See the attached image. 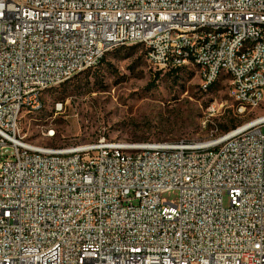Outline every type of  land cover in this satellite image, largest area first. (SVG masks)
Instances as JSON below:
<instances>
[{"label": "built area", "instance_id": "2783aa9c", "mask_svg": "<svg viewBox=\"0 0 264 264\" xmlns=\"http://www.w3.org/2000/svg\"><path fill=\"white\" fill-rule=\"evenodd\" d=\"M260 19L264 0H0V264H264V114L209 140L103 135L36 149L21 130L23 115L41 109L38 88L129 41L160 71L202 63V87L232 70L234 108L250 99L257 110ZM211 23L226 32H196ZM244 34L252 62L233 65ZM171 190L176 203L163 200Z\"/></svg>", "mask_w": 264, "mask_h": 264}, {"label": "rangeland", "instance_id": "374dc122", "mask_svg": "<svg viewBox=\"0 0 264 264\" xmlns=\"http://www.w3.org/2000/svg\"><path fill=\"white\" fill-rule=\"evenodd\" d=\"M228 77L222 75L204 91L196 64L160 71L149 62L145 45H123L110 50L96 67L46 90L42 108L21 118L22 134L55 147L89 143L103 135L138 142L208 139L233 129V122L239 125L264 114V104L246 116L237 112ZM48 127L54 128L55 137L43 136ZM163 200L176 203L178 192H165Z\"/></svg>", "mask_w": 264, "mask_h": 264}, {"label": "bare ground", "instance_id": "6f19581e", "mask_svg": "<svg viewBox=\"0 0 264 264\" xmlns=\"http://www.w3.org/2000/svg\"><path fill=\"white\" fill-rule=\"evenodd\" d=\"M260 26H264V19H260ZM196 32H203L204 35H217L221 33L226 32V24L223 23H211V24H200L196 25ZM137 44V41H129L127 45H134ZM125 44H115V45H109V48H107V53L117 47L123 46ZM252 49V42H251V34H244L241 39H238L237 42H233V54H232V63L233 65H240V62H252V55H246L249 53V50ZM152 64V61H149ZM262 63H264V50H262ZM199 68L200 71L202 70V63H194ZM204 72H213V63L212 62H204ZM223 75V71H216L215 72V81H209L207 84L203 85V89L208 90L216 82L221 78ZM225 75L229 76V79H232V70H225ZM70 79H66L68 81ZM64 83V82H63ZM62 83H59L60 85ZM58 85H45L43 88H38V95H41V108L43 106V95L44 92L50 88H53ZM235 91V84H228V92ZM242 106H248L247 109H239L236 108L237 112L240 113L243 116H246L247 114H250L252 111L256 110L255 106H250V99H242ZM264 117V115H262ZM255 119V118H254ZM253 120V119H252ZM43 136L47 138H53L56 135L51 133H44ZM215 139V136H212L208 139ZM123 143H130V144H141V142L138 141H125L120 140ZM158 142V141H154ZM165 142H177V141H165ZM32 144L36 149H43V146H47L46 144H41L32 141ZM133 163H141V156H133Z\"/></svg>", "mask_w": 264, "mask_h": 264}, {"label": "trees", "instance_id": "16d2710c", "mask_svg": "<svg viewBox=\"0 0 264 264\" xmlns=\"http://www.w3.org/2000/svg\"><path fill=\"white\" fill-rule=\"evenodd\" d=\"M136 45H137V44H136ZM133 47H134V46H133ZM133 47H132V48H133ZM101 61H102V60H101ZM100 63H101V62H100ZM177 69H179V68H177ZM174 70H176V69H174ZM64 83H65V82H64ZM211 88H212V87H211ZM207 91H208V90H207ZM232 125H233V126H232L233 128H235V127L237 126V124H236V123H234V122H233V124H232Z\"/></svg>", "mask_w": 264, "mask_h": 264}]
</instances>
